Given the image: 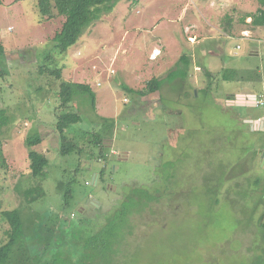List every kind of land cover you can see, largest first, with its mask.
Returning <instances> with one entry per match:
<instances>
[{"label":"rangeland","instance_id":"obj_1","mask_svg":"<svg viewBox=\"0 0 264 264\" xmlns=\"http://www.w3.org/2000/svg\"><path fill=\"white\" fill-rule=\"evenodd\" d=\"M38 1L0 0V247L10 230L1 212L17 210L24 231L15 254L29 264L40 255L44 264H78L77 238L117 216L122 204L102 213L134 188L152 193L139 198L158 201L151 202V213H128L114 240L115 264H260L264 106L228 105L237 94L264 91V32L244 38L239 21L246 14L241 9L252 14L257 0L241 9L240 0H160L157 7L155 0H120L88 23L65 55L53 53L50 38L64 19H53L47 37L33 39ZM149 12L169 17L151 33L152 27L139 26ZM226 17L234 19L229 29ZM188 22L199 27L198 44L187 39L193 36ZM123 28L139 36L122 35ZM254 49L258 56L250 57ZM47 53L45 63L60 68L62 80L91 88L94 107L75 97L57 108L59 80L37 71ZM182 55L188 61L184 80L177 68ZM154 79L161 81L157 92L136 94ZM66 112L81 117L64 133L81 150L64 157L55 125ZM246 119L259 130L252 131ZM35 135L42 141L32 150L48 160L37 178L30 174L25 145ZM95 173L100 177L93 185ZM27 191L34 201H27Z\"/></svg>","mask_w":264,"mask_h":264},{"label":"trees","instance_id":"obj_2","mask_svg":"<svg viewBox=\"0 0 264 264\" xmlns=\"http://www.w3.org/2000/svg\"><path fill=\"white\" fill-rule=\"evenodd\" d=\"M119 1L120 0H39L37 2V12L41 20H52L57 17L64 18V22L62 23L60 30L55 33L54 37L52 38L53 48H51V50H53V53L55 52L56 54L65 55L70 47L77 43L83 30L87 28L89 24L95 23L102 16L109 14L113 10L115 4ZM257 3L259 6L256 11L252 14L243 15L241 20L244 21L246 18H251L250 24L252 26L264 27V0H257ZM225 21L228 24L227 29H229L232 19L230 17H226ZM0 56L2 58L5 57L2 47H0ZM41 60V65L38 66L37 71L40 73H48L59 80L55 90V98L57 99L56 101H58L57 108L61 109L67 106L75 97H84L86 100H89L92 107L95 106V94L88 85L62 80L60 78L61 69H52L49 67L50 65L45 63L48 60L50 61V55H48V53L43 55ZM187 66V57L186 55H182L179 59V65L177 68H182L183 71L181 72V77L183 80L186 78L184 69ZM207 75L208 77L211 76L210 73H207ZM174 78L176 77L172 75L171 81H173ZM238 79L243 80V78ZM209 80L211 81V78ZM223 80L227 81L228 78L225 76L223 77ZM160 82L161 81L159 79H154L150 83H147L144 90L135 92L141 96L148 93H155L159 90ZM3 116L4 112L1 110L0 130L1 125L4 124L5 120ZM80 121L81 117L76 112H66L57 116L55 130L61 139L59 152L64 157L74 153L76 149L81 150L76 146V143L73 141V139L66 138L64 134L66 129L79 123ZM41 141L42 138L39 135L28 137L25 140V145L29 150L27 158L29 162L30 174L33 178L42 176L44 174L45 168L48 165V160L43 154L32 150V148L39 145ZM95 143L97 146L101 147L103 144V139L97 138ZM0 156L2 158L1 148ZM0 167L2 166L0 165ZM135 192L138 191L135 190ZM68 194L69 192L67 195ZM151 194L152 193L149 192L145 193L146 196H151ZM136 195L137 193L133 192L134 198H123L119 205H115L111 211H113L115 208H118L122 204L123 207H119L121 213L119 212V214L111 220H104L105 222L102 225L97 223L98 226H96L97 228L93 234H88L85 235L86 237L81 236L77 238L76 242L79 241V244H81L82 252V255L78 259V264H115L118 250L114 245V240L119 237L121 228L126 225L127 222H129L127 219L128 213L135 214L141 211H145V213H151V202L158 201L156 196V198L153 197L150 200H136ZM24 196H26V199L29 202L35 200V196L31 195L30 191H27ZM141 206L142 210H139V208L141 209ZM1 214L9 224L10 230L6 233V243L0 247V264H29L28 259H23L14 252L18 245L19 239L23 236L24 231L23 219L20 212L17 210H12L3 211ZM261 218L264 220V214ZM262 227L264 228V224H262ZM111 229H113V232L110 231ZM127 229L129 230V227H127L126 230ZM40 257L36 258L34 264H44L42 262L41 255ZM260 264H264V259Z\"/></svg>","mask_w":264,"mask_h":264},{"label":"crops","instance_id":"obj_3","mask_svg":"<svg viewBox=\"0 0 264 264\" xmlns=\"http://www.w3.org/2000/svg\"><path fill=\"white\" fill-rule=\"evenodd\" d=\"M145 1L146 0H140L139 2L140 3H145ZM152 3H154V5L152 6V7H157V5H159L160 4V0H155V1H153ZM239 9H241V6H245V7H248V4H247V0H240L239 1ZM146 8V7H145ZM144 7H141V10L143 11L144 9H145ZM258 8V6L255 8V10L253 11V13L256 11V9ZM16 9L17 10H19L17 7H16ZM241 10H243L242 12L243 13H246V14H250L251 12H249L248 11V9H241ZM241 11H238V12H236V15L238 16V14L240 13ZM184 14L185 15V12H181L180 13V15L181 14ZM246 14H244V15H246ZM168 13H166L164 16H162V14H160V15H158V14H156V13H154V14H152L151 12H149L148 13V15H146L145 17H144V19H142V23H140V25L139 26H141L140 27V29L141 28H144V27H152V28H150L151 29V31H150V33L151 32H153V30H156V28H157V25H158V22L161 20V19H163L164 17L165 18H169L168 16ZM243 15V14H242ZM243 17V16H242ZM242 17L239 19V21H241V23H243L244 24V29L242 30V33H243V37L244 38H246V37H248V38H250L249 36L250 35H252L253 33H261V32H264L263 31V29H264V27H254V26H252L251 24H250V22H251V18H246L244 21H242L241 19H242ZM60 18H62V19H64L63 17H60ZM235 18V21L237 22L238 20H236V17H234ZM193 19V18H192ZM178 20H179V18H178ZM234 19L232 18V21H233ZM52 21H54L53 19L52 20H49V21H43V20H41L40 19V21L38 20L37 21V25H36V27H31V31H32V34H33V39L34 40H36L38 37H43V36H46L47 37V33L49 32V31H51V29H52V26H53V23H52ZM234 21V22H235ZM238 21V22H239ZM192 26H194L193 24H192V22H188V29H189V31L190 32H192V34H193V36H190V37H188L187 39H190L191 40V42L193 43H195V44H198L199 43V36H200V34H199V27L197 26V25H195V26H197L198 28L197 29H192L193 27ZM250 26V27H249ZM163 28H166V29H169L167 26H164ZM162 28V29H163ZM247 28H251V30H249V29H247ZM122 32H123V34L122 35H125V36H131V29L129 30H126V28H123L122 30H121ZM57 33V32H56ZM132 34H135V40H136V38H137V36H139L138 34H136V33H132ZM172 34V38H169V40H171V41H173L172 43H173V45L177 42L176 40H175V36L173 35V33L172 32H168V35H171ZM55 35V34H54ZM54 35L53 36H51L50 38H53L54 37ZM122 39H123V36L121 37ZM52 40V39H51ZM252 40H255V39H252ZM145 41V37L144 36H141L140 37V42H142V44H143V42ZM237 48V47H236ZM154 49V48H153ZM156 52H158V50L156 51ZM155 55V54H154ZM197 55H199V54H197ZM250 57H255V56H258V51L257 50H253V51H251L250 52V55H249ZM181 57H179V59H180ZM251 94L252 95H255L256 97H260V96H264V91H260L258 94L256 93V92H251ZM251 96V95H250ZM247 97V96H246ZM249 97V96H248ZM250 101H249V99H246L245 101H244V103H243V105H241V106H237V108H253V107H250V103H249ZM96 175H97V181L99 180V177H100V173H95Z\"/></svg>","mask_w":264,"mask_h":264},{"label":"water","instance_id":"obj_4","mask_svg":"<svg viewBox=\"0 0 264 264\" xmlns=\"http://www.w3.org/2000/svg\"><path fill=\"white\" fill-rule=\"evenodd\" d=\"M246 99H249V103H250V107H256L255 106V100H256V96L255 95H251V96H247L246 97V95H243V94H237L236 96H235V99L233 100V101H229L228 102V105H230V106H241V105H243V103H244V101L246 100ZM244 123L245 124H248V125H250V129L253 131L254 129H258V128H256V126H257V122L256 121H254V120H252V119H246V120H244ZM261 125L262 126H264V119H263V121H262V123H261ZM262 130H263V128H261ZM259 130V129H258ZM257 130V131H258ZM261 159H263V161H262V163L264 164V152L261 154ZM95 181H96V174H94L93 175V177H92V184L93 185H96L95 184ZM90 203L92 204V202L90 201ZM90 204V205H91ZM93 204H96V203H94L93 202ZM92 207V206H91ZM96 207H98V205L96 204Z\"/></svg>","mask_w":264,"mask_h":264},{"label":"flooded vegetation","instance_id":"obj_5","mask_svg":"<svg viewBox=\"0 0 264 264\" xmlns=\"http://www.w3.org/2000/svg\"><path fill=\"white\" fill-rule=\"evenodd\" d=\"M170 104V103H169ZM141 189V188H140ZM138 191V192H142V193H147V192H149V193H151V191H147V190H139V189H134V188H131V191H130V189L127 191V192H125V194L122 196V198L121 199H123V198H128V197H130V198H134L133 197V191ZM137 192V195H136V200H143V199H140L139 198V194L140 193H138ZM145 200V199H144ZM90 203V202H89ZM90 205V204H89ZM113 207H111L110 209H107L106 211H103V213L101 212V210H102V208H99V210H100V212L102 213V215L103 216H105L106 214H108V212H111V209H112ZM96 209V208H95ZM147 213V212H146ZM90 215V214H89ZM100 219V218H99Z\"/></svg>","mask_w":264,"mask_h":264},{"label":"built area","instance_id":"obj_6","mask_svg":"<svg viewBox=\"0 0 264 264\" xmlns=\"http://www.w3.org/2000/svg\"><path fill=\"white\" fill-rule=\"evenodd\" d=\"M237 49H238V47H237ZM97 85L99 86V84H97ZM255 106L256 107L264 106V96L256 97Z\"/></svg>","mask_w":264,"mask_h":264},{"label":"bare ground","instance_id":"obj_7","mask_svg":"<svg viewBox=\"0 0 264 264\" xmlns=\"http://www.w3.org/2000/svg\"><path fill=\"white\" fill-rule=\"evenodd\" d=\"M158 54V52H155V55H157Z\"/></svg>","mask_w":264,"mask_h":264}]
</instances>
